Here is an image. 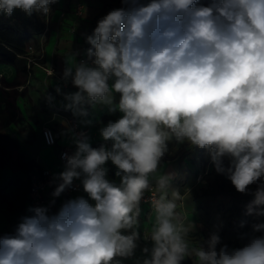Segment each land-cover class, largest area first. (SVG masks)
I'll return each mask as SVG.
<instances>
[{
    "label": "clouds",
    "instance_id": "9594fccd",
    "mask_svg": "<svg viewBox=\"0 0 264 264\" xmlns=\"http://www.w3.org/2000/svg\"><path fill=\"white\" fill-rule=\"evenodd\" d=\"M57 2L0 0V12L48 18ZM85 42L86 59L77 62L71 52L61 77L77 90L57 86L56 93L80 124L92 123L89 110L97 106L119 116L99 128L98 147L60 120L74 150L61 154L48 203L30 206L0 235V264H121L117 258L133 257L141 239L142 202L152 213L142 264L188 257L195 264H264V0H121ZM44 99L54 105L50 93ZM173 140L206 149L216 173L252 196L245 214L256 222L242 234L243 247L222 245L217 231L194 235L174 174L160 171ZM109 161L118 182L108 179ZM81 188L87 198L56 208L64 193Z\"/></svg>",
    "mask_w": 264,
    "mask_h": 264
},
{
    "label": "crops",
    "instance_id": "0c3cea01",
    "mask_svg": "<svg viewBox=\"0 0 264 264\" xmlns=\"http://www.w3.org/2000/svg\"><path fill=\"white\" fill-rule=\"evenodd\" d=\"M82 1L84 3V14L82 17L76 19L73 7L69 6L66 17L62 22H59L60 7L58 4L53 9L47 29L45 28L40 34L31 37L30 47L35 51L34 45H37V52L36 56L32 55L34 52H31L29 58H34L37 65L31 67L28 64L26 65V70H21L15 66L0 64V74L3 72L2 77H0V192L8 194L17 206L18 201L22 202L20 209L4 212L2 221L3 217H9L11 220L13 215H17L16 219L20 220V217L29 215L27 211L30 205L28 202L26 171L21 182L22 186L14 183L16 181L15 177L21 175L23 171L18 165L21 159H35L42 167L60 171L62 169L59 161L61 149L64 146H73L69 137L60 134L63 131L60 120L64 119L63 116L68 111L64 110L65 101L62 95L56 93V87H61L65 93L77 90L71 83L65 86L59 79L62 77L65 67H68L73 61V57L70 55L71 52L75 53V49H78V55L75 56L76 61H78L79 55L85 56V34L88 33L91 21L102 7V0ZM73 27L75 31L72 30ZM33 39L36 41L34 44L32 43ZM39 47H41V51ZM42 66L53 68L55 74L52 77L51 75L47 76ZM45 93H50L55 97L53 106L50 107L46 103L44 99ZM89 112L87 119L91 120L92 123L89 125L79 124L81 128L89 131L92 145L101 144L103 141L99 136V128L106 124L108 120L118 118L119 113L109 114L104 106H97L95 109H90ZM45 125L51 126L60 135L57 145L52 147L45 146L41 133L42 127ZM33 135L40 136L42 145L48 148L49 159L44 163L41 160L43 156L42 147L39 149V147L32 148L28 145V137ZM169 149V153L160 162V171L174 174L172 186L178 188L185 196V204L182 208L188 219L186 208L189 206L191 208L197 207L203 199V196H197L196 193L194 198L191 193L197 186L194 182V175L199 174L197 171L199 162L197 156L201 157L200 154H204L207 150H197V147L189 146L187 143L177 145L174 140L169 143ZM107 167L109 169L108 179L118 182L119 178L115 176L116 167L110 161ZM23 193H25V199L22 201ZM80 195L87 198L86 193L74 194L71 197ZM65 199L67 198H62L56 208ZM188 201L191 203L187 204ZM141 208L142 212L139 217L140 235L145 231V226L149 225V220L152 218V213L147 205L142 203ZM147 214L148 219H146ZM198 230L199 228L196 224V232ZM195 236L197 237L198 235ZM137 244L138 247L133 257L126 259L117 258L121 260V264H140V260L143 257L140 251L144 247H148L151 242H145L141 236Z\"/></svg>",
    "mask_w": 264,
    "mask_h": 264
},
{
    "label": "rangeland",
    "instance_id": "374dc122",
    "mask_svg": "<svg viewBox=\"0 0 264 264\" xmlns=\"http://www.w3.org/2000/svg\"><path fill=\"white\" fill-rule=\"evenodd\" d=\"M63 4V0H58L57 3L52 5V9H55L56 5L61 8ZM44 20L46 27L47 19L44 17ZM35 42V39H33L32 43L34 44ZM34 47L35 51L32 53V55L36 56L37 45H34ZM39 50L41 51V47H39ZM31 52L32 51L29 49L28 54L26 55L27 59L25 61H27V65L29 64L28 58ZM34 62L35 63H30L29 66L32 67L37 65L35 59ZM1 75H3V72L0 74V76ZM19 130H21V128H19ZM28 145L32 148L39 147L40 149L42 147L41 150L43 156L41 160L43 163L49 159L48 148L42 145L40 136H29ZM197 150H200V148L197 147ZM200 155L201 157L197 156V160L199 159V162L197 161V171L199 174L197 173L194 175V182L197 186L195 187L196 189L192 191L191 195L195 198L196 193L197 196H203V199L199 202L197 207L191 208V206H189L186 208L188 220H193V222L196 223L199 228V230L194 233V235H198L197 238H207L211 232L217 231L221 237L222 245L227 244L230 249L243 247L247 243V239L242 238V234L251 233V226L254 222H256L254 217L245 214V206L250 202L252 196L237 192L231 182L224 175L217 174L210 161L207 151H205L204 154L201 153ZM24 174L25 171L23 170L21 175L15 177L16 181H14V183H17L18 186H22L21 182L24 178ZM200 176H202V179H200ZM250 188L254 191L256 185H251ZM24 199L25 193L22 194L21 200L23 201ZM18 202L19 203L16 207V210L21 208L22 202ZM189 203L191 202L188 201L187 204ZM16 217L17 215H13L11 220L9 217H3L0 235L10 233L15 229L19 222V219H16ZM146 219H148V214L146 215ZM261 219L264 220V218ZM242 223L243 226H241ZM147 226L149 225H146L145 227ZM256 235H261V233H257ZM148 248H151V244L148 246ZM140 253L143 256L140 260V264H142V261L147 258L148 254L144 253L142 250ZM182 264H195V260L192 257H188L185 258Z\"/></svg>",
    "mask_w": 264,
    "mask_h": 264
},
{
    "label": "trees",
    "instance_id": "16d2710c",
    "mask_svg": "<svg viewBox=\"0 0 264 264\" xmlns=\"http://www.w3.org/2000/svg\"><path fill=\"white\" fill-rule=\"evenodd\" d=\"M202 2L207 3V0H202ZM120 6L121 0H102V7L91 21L87 34L92 33L100 18L105 16L110 10ZM44 29V16L38 12H33L31 16L20 9H15L11 16L0 12V64L26 70L27 61L25 60L31 46L30 39L32 36L43 32ZM88 47L89 45L84 39L85 50ZM99 145L100 143H96L92 146L98 147ZM18 165L24 171L42 167L35 159H21ZM26 184L29 186L28 182ZM0 204L4 212L13 211L17 207L15 201L8 194L1 192Z\"/></svg>",
    "mask_w": 264,
    "mask_h": 264
},
{
    "label": "built area",
    "instance_id": "2783aa9c",
    "mask_svg": "<svg viewBox=\"0 0 264 264\" xmlns=\"http://www.w3.org/2000/svg\"><path fill=\"white\" fill-rule=\"evenodd\" d=\"M64 4L62 5V7L60 8V13H59V22L64 20V18L67 15V11L69 9V6L73 7L74 10V16L75 18H80L83 16L84 14V3L82 0H63ZM52 8V5H51ZM53 12V9H52ZM51 12V15H52ZM51 15L46 18L47 19V24H46V29H47V25L48 22L51 18ZM73 31H75V28L73 27L72 29ZM30 50L32 52H34L33 48L30 47ZM75 53H78V49H75ZM86 59V56L84 55H79L78 61L80 60H84ZM28 63H35L34 62V58H28ZM42 69L45 71V73L47 74V76H50V73L54 72V69L51 67H47V66H42ZM2 76V75H1ZM0 76V77H1ZM59 81L63 83L62 79L60 78ZM64 119L70 121L73 124L77 125V131H83L86 132L89 135V131L87 129H83L81 128L80 124L78 121H75L71 115L70 112H66V114H64L63 116ZM42 133V138H43V142L45 144L46 147H52L57 145V141L60 138V135L57 134L54 129L51 126L45 125L42 127L41 130ZM45 133H50L51 134V140L46 137ZM74 150V146H64L60 153H59V161L62 165V169L60 171H56L53 168H49V167H36L34 169H27L26 170V174H27V178H28V202L30 206H38V205H46L48 203V201L50 200V193L53 191V187L54 186H50L49 182L52 178V175L54 173H59L63 170V161L61 159V154L64 152H71ZM200 179H202V176H200ZM79 183V182H77ZM83 190L82 188L78 191H68L66 193H64L60 198L57 199V204L61 201L62 198H68L73 196L74 194H83ZM151 193H146V197L150 196ZM143 204L147 205L148 208L150 209V204L148 202H142ZM56 204V205H57ZM4 211L2 208V205L0 204V228H1V222H2V215H3ZM144 235V231L141 233V236L143 238ZM147 243H150V241H145Z\"/></svg>",
    "mask_w": 264,
    "mask_h": 264
}]
</instances>
